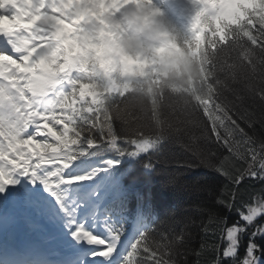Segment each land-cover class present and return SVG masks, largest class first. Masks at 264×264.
<instances>
[{
  "label": "snow or ice",
  "instance_id": "6c2138e0",
  "mask_svg": "<svg viewBox=\"0 0 264 264\" xmlns=\"http://www.w3.org/2000/svg\"><path fill=\"white\" fill-rule=\"evenodd\" d=\"M250 3L255 4L257 0H250ZM259 3L264 4V0H259ZM0 17L12 18L2 11ZM244 23L246 34L242 36L243 47L231 45L226 32L205 41L206 49L220 48L223 51L216 63L208 66L206 91L196 104L197 109L202 110L211 121V132L215 134L216 141L222 142L229 153L244 162L238 167L227 166L229 156L214 163L212 157L216 153L201 149L197 142L201 139L210 140L211 137L205 123L198 118L194 125L203 129L201 136L193 134L190 125L183 121L177 123L171 135L167 132L154 134L143 131L139 135H127L118 132L103 115L82 114L81 103L70 87L54 101L53 107L45 106L41 99L42 92L35 87L33 61L18 51L16 33L21 29H0V103L8 99V92L14 94L17 121L14 134L0 136V192H5L8 186L17 183L21 177L44 183L71 218L69 226H74V237L82 242L87 240L89 244H106V251L99 248L93 257L110 258L120 245L125 232L124 225L106 220L108 236L99 239L77 223L75 217L79 205H68L60 195L63 185H70L73 180H91L101 171L107 172L118 167L125 159L145 157L141 163L149 175L160 174L158 165L175 164V170L168 172L170 185L216 195L199 182L189 184L184 181V171H181L200 166L214 168L229 181L220 192L217 203L237 214L243 223L221 227L227 221L216 215L214 206L205 207L203 203L195 205L196 211L202 215L206 213L208 217L207 223L203 224L205 236L200 250L195 253V264H258L255 238L264 236V223L260 222L264 218V187L250 191L248 178H255L264 184V136L257 135L256 127L259 125L260 129H264V67H261L264 64V55H261L264 54V23L256 10L244 18ZM244 47L251 49L255 55L245 57ZM236 51L239 55L233 59L232 53ZM217 71L223 76H218ZM238 121L243 122L252 134L241 127ZM42 128L46 130L44 136L40 135ZM220 129H223V134ZM37 137L40 138V146L49 150L48 161L51 166L41 167L35 161L29 164L25 160L23 167H17V159L28 155L19 146L32 144ZM51 137L55 139L49 142ZM166 142L179 144L186 152H191L195 159L164 158ZM18 151L19 157L16 155ZM98 152H110L118 158L106 160L104 163L107 167L94 169L90 174L74 178L65 175L66 170L77 160ZM241 181L245 183L242 185ZM190 222L191 217H180L179 210L175 209L168 211L163 219L152 217V222L140 232L121 264H192L186 258L187 252L192 250L189 246L193 237L187 231ZM180 224H183V228L178 231ZM217 232L221 234V241L226 233L227 246L223 250L220 244L209 243L211 236ZM244 234H249L252 239L247 256L241 259L238 249Z\"/></svg>",
  "mask_w": 264,
  "mask_h": 264
},
{
  "label": "clouds",
  "instance_id": "9594fccd",
  "mask_svg": "<svg viewBox=\"0 0 264 264\" xmlns=\"http://www.w3.org/2000/svg\"><path fill=\"white\" fill-rule=\"evenodd\" d=\"M254 10L264 23L259 0H181L182 23L161 0H0L12 17H0V29H21L18 51L33 61L45 106L70 87L82 114L103 115L120 133L171 135L178 122L197 121L208 66L223 51L206 49L205 41L226 32L243 47L244 18ZM244 55L255 53L244 47ZM7 96L0 136L17 126L15 96Z\"/></svg>",
  "mask_w": 264,
  "mask_h": 264
},
{
  "label": "trees",
  "instance_id": "16d2710c",
  "mask_svg": "<svg viewBox=\"0 0 264 264\" xmlns=\"http://www.w3.org/2000/svg\"><path fill=\"white\" fill-rule=\"evenodd\" d=\"M238 55V51L233 52V59H236ZM261 67H264V64H262ZM197 118L205 123L208 134L211 137L210 140L201 139L197 143L204 151L216 153V155L212 157L213 162H218V160L223 159V157L229 156L230 160L227 162V166L231 167L235 165L238 167L243 165L244 163L239 159V157H234L231 153L227 154L226 150L227 152H229L228 148L223 146L222 142H217L216 139H214L215 134L211 132V121H209L208 117L203 114L202 110L197 111ZM238 122L241 124V127H244L246 131H249V129L243 122ZM190 127L193 134L197 136L202 135V128L197 127L196 125H190ZM256 127L257 135L264 136V129H260L259 125H257ZM60 128H62V126H60ZM222 130L223 129H220L221 133L223 134ZM249 134L251 135L252 133L249 131ZM93 151L95 152L96 150L93 149ZM144 155L146 156V154ZM99 156L103 158H118L110 152H98L95 155L82 157L79 160H85L87 158H95ZM164 158L188 159L189 161L195 159L191 152H186L180 147L179 144L170 142H166V144L164 145ZM139 159L136 160L135 158L121 167L123 182L125 184L124 193L127 195V198L131 200L135 197H139L141 199V206L146 207V211L152 209L158 211L159 217L157 220L163 219L164 215L168 211L174 209L179 210L180 217H191L192 222L189 223L187 231L190 232L193 237L190 241L189 246L192 250L187 252L186 258L191 261L192 264H195V261L197 259L195 253L200 250L202 238L205 236V233L203 231V224L207 223L208 220L207 214H200L198 211H196L195 205L203 203L205 207L214 206L216 215L219 217H224L228 223L229 216L233 215V212H231L226 206L218 204L217 198L219 197L220 192L223 190L224 185L229 184V181L214 168L200 166L191 168V170L188 169L186 171L184 169H181V171H184V181H188L189 184L199 182L201 185H205L210 188L213 192L216 193V195H210L208 191H193L188 187L169 184L168 172L175 170V164L158 165V168L161 169L160 174L149 175L148 173H146V170L141 163V159ZM165 169H167V171H165ZM244 183L245 181H241L242 185ZM258 184H260V187L259 185L254 186L253 183H249V190L258 191L262 186H264V184ZM114 207L115 205H113V208ZM226 224L222 225L221 227L225 228ZM153 227H155V225H153ZM181 228H183V224H180L177 230L179 231ZM220 235L221 234L217 232L214 236H211V238L209 239V243H218L221 246V250H223L226 247V237L224 234V239L223 241H221Z\"/></svg>",
  "mask_w": 264,
  "mask_h": 264
},
{
  "label": "rangeland",
  "instance_id": "374dc122",
  "mask_svg": "<svg viewBox=\"0 0 264 264\" xmlns=\"http://www.w3.org/2000/svg\"><path fill=\"white\" fill-rule=\"evenodd\" d=\"M180 4H181V0ZM164 5V4H162ZM171 6V5H170ZM180 6V5H179ZM184 22V21H182ZM32 151L34 152L35 155V159L36 162L41 165L42 167H50L51 164L48 161V155H44L41 154L39 150H37L36 146H32L30 145ZM226 153L229 154V152ZM41 157H43V160L41 162ZM107 167V165L105 163H97V164H89L86 166H79V165H74L72 164V166L70 168H68L65 172V175L68 177H76L79 175H85V174H90L94 169H98V168H105ZM191 170V169H190ZM193 170V169H192ZM118 172L116 171V168H112L109 169L107 172L101 171L99 172L93 179L91 180H87V181H75L73 180L72 183L75 184V188L79 189V188H84V189H88L89 191L91 190V192H93V194H91L92 199L89 203H79L78 205H80V209H77L76 213L78 215H84V212H89L90 209L92 207H98L101 206V208H103L107 203L112 202V200L118 195L119 193V179H118ZM68 184H65L62 186V192L60 193V195H62L64 197V199L66 198L65 195V191H72V187L71 186H67ZM65 188V190H64ZM97 193H99V195H97ZM49 195L51 197H56V195H53V193L47 188V186H44V190H43V196L44 195ZM53 195V196H52ZM76 196V194H73ZM57 198V197H56ZM55 206V204H54ZM52 204H49V209L54 207ZM94 212V210H93ZM55 213V212H52ZM81 213V214H79ZM240 223H243L242 221H238ZM245 235V234H244ZM244 235L241 238H244ZM226 237V234H225ZM225 242H226V246H227V239L225 238ZM248 244V243H247ZM240 246V244H239ZM245 250H249V244L246 246ZM118 251V248L116 249L115 252ZM239 251V249H238ZM114 252L113 255H115L116 253ZM248 252L246 253L247 256ZM258 264H264V262L262 261H258Z\"/></svg>",
  "mask_w": 264,
  "mask_h": 264
},
{
  "label": "bare ground",
  "instance_id": "6f19581e",
  "mask_svg": "<svg viewBox=\"0 0 264 264\" xmlns=\"http://www.w3.org/2000/svg\"><path fill=\"white\" fill-rule=\"evenodd\" d=\"M23 194H26V196L29 195V193H24V191H23ZM23 194H21V196H23ZM35 199L36 198L34 197V200ZM34 200H33V203L35 202V205H36L37 202H36V200L35 201ZM51 200L52 201H55L56 199L55 198H52ZM45 210H46V212L43 213V211H45ZM56 210L57 209H54V207H52V208L49 209V206L47 207L46 205H44V210L41 211L42 216L34 217V221H35L34 222V226H36L37 229L40 228V229H43V230H50V231H52V236L54 237V241H55L56 244H58L61 241H65V242H61V243H67L68 242L67 239L60 240L59 239V235H57V232H58V223L61 221V218H59V216H57ZM48 211H51V216L50 217H47L46 216V214H47ZM34 212H36V211H34ZM52 212H55V213H52ZM62 220H65V219L62 218ZM63 224L65 225L66 228H68L69 225L67 226L65 224V221H63Z\"/></svg>",
  "mask_w": 264,
  "mask_h": 264
}]
</instances>
